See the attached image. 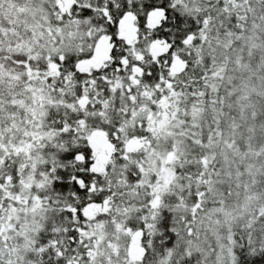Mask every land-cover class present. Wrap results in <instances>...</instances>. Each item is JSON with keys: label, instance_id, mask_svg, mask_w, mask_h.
<instances>
[{"label": "snow or ice", "instance_id": "snow-or-ice-1", "mask_svg": "<svg viewBox=\"0 0 264 264\" xmlns=\"http://www.w3.org/2000/svg\"><path fill=\"white\" fill-rule=\"evenodd\" d=\"M0 264H264V0H0Z\"/></svg>", "mask_w": 264, "mask_h": 264}]
</instances>
